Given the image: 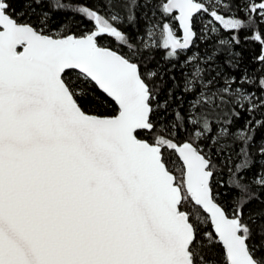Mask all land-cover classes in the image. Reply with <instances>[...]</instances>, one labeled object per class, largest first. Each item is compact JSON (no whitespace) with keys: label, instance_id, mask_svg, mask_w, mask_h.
Segmentation results:
<instances>
[{"label":"snow or ice","instance_id":"6c2138e0","mask_svg":"<svg viewBox=\"0 0 264 264\" xmlns=\"http://www.w3.org/2000/svg\"><path fill=\"white\" fill-rule=\"evenodd\" d=\"M0 264H264V0H0Z\"/></svg>","mask_w":264,"mask_h":264},{"label":"trees","instance_id":"16d2710c","mask_svg":"<svg viewBox=\"0 0 264 264\" xmlns=\"http://www.w3.org/2000/svg\"><path fill=\"white\" fill-rule=\"evenodd\" d=\"M61 2H67V0H61ZM14 7L17 8V9L19 10V9H23L24 5H23L22 2H17V3L14 4ZM125 31H126V32H129V34H130L133 38H135V32H134V31H132L131 29H125ZM106 43H108V44L111 45V46H114V43H113L112 40L106 41ZM254 47H255V46H249V51H251L252 48H254ZM161 55H163L162 52H158V53H156V58H157V60H159V58H160Z\"/></svg>","mask_w":264,"mask_h":264},{"label":"rangeland","instance_id":"374dc122","mask_svg":"<svg viewBox=\"0 0 264 264\" xmlns=\"http://www.w3.org/2000/svg\"><path fill=\"white\" fill-rule=\"evenodd\" d=\"M205 23H207V21H205Z\"/></svg>","mask_w":264,"mask_h":264}]
</instances>
